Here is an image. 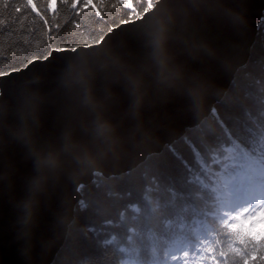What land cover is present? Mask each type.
<instances>
[{"label": "water", "instance_id": "95a60500", "mask_svg": "<svg viewBox=\"0 0 264 264\" xmlns=\"http://www.w3.org/2000/svg\"><path fill=\"white\" fill-rule=\"evenodd\" d=\"M264 0H157L94 45L0 76V264H53L82 186L208 118L251 56Z\"/></svg>", "mask_w": 264, "mask_h": 264}, {"label": "trees", "instance_id": "16d2710c", "mask_svg": "<svg viewBox=\"0 0 264 264\" xmlns=\"http://www.w3.org/2000/svg\"><path fill=\"white\" fill-rule=\"evenodd\" d=\"M156 1L0 0V76L97 44ZM234 155L264 166V16L249 61L208 118L129 173L81 187L53 264H264V234L223 215Z\"/></svg>", "mask_w": 264, "mask_h": 264}, {"label": "rangeland", "instance_id": "374dc122", "mask_svg": "<svg viewBox=\"0 0 264 264\" xmlns=\"http://www.w3.org/2000/svg\"><path fill=\"white\" fill-rule=\"evenodd\" d=\"M249 181L250 180L246 179V183H248ZM243 185L241 188L236 186L227 187V195L230 196L231 203L235 202L234 198L236 197V191L245 189ZM254 198L255 194L249 204H239L236 202L235 204L232 203V207H234V210H230V214L233 216L237 223L235 222L234 225L231 224L230 226L236 227L243 225L245 227H248L252 231V237L257 238L260 234H264V199L256 198V200H254Z\"/></svg>", "mask_w": 264, "mask_h": 264}, {"label": "bare ground", "instance_id": "6f19581e", "mask_svg": "<svg viewBox=\"0 0 264 264\" xmlns=\"http://www.w3.org/2000/svg\"><path fill=\"white\" fill-rule=\"evenodd\" d=\"M184 136H185V135H184ZM184 136H183V137H184ZM143 163H144V162H143ZM141 164H142V163H141ZM63 246H64V245H63ZM62 248H63V247H62ZM62 248H61V249H62Z\"/></svg>", "mask_w": 264, "mask_h": 264}]
</instances>
